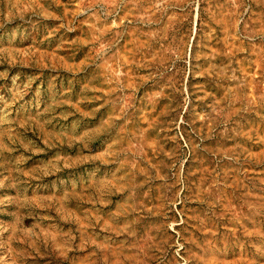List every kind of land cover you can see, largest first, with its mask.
Instances as JSON below:
<instances>
[{
    "label": "rangeland",
    "instance_id": "rangeland-1",
    "mask_svg": "<svg viewBox=\"0 0 264 264\" xmlns=\"http://www.w3.org/2000/svg\"><path fill=\"white\" fill-rule=\"evenodd\" d=\"M0 264H264V0H0Z\"/></svg>",
    "mask_w": 264,
    "mask_h": 264
}]
</instances>
